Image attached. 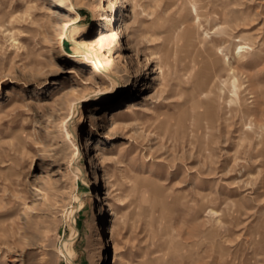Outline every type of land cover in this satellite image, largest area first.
I'll return each instance as SVG.
<instances>
[{"label":"rangeland","instance_id":"obj_1","mask_svg":"<svg viewBox=\"0 0 264 264\" xmlns=\"http://www.w3.org/2000/svg\"><path fill=\"white\" fill-rule=\"evenodd\" d=\"M71 1L0 0V264H101L105 188L116 264H264V0Z\"/></svg>","mask_w":264,"mask_h":264},{"label":"bare ground","instance_id":"obj_2","mask_svg":"<svg viewBox=\"0 0 264 264\" xmlns=\"http://www.w3.org/2000/svg\"><path fill=\"white\" fill-rule=\"evenodd\" d=\"M69 2V4L71 6H74L73 1L71 0H67ZM183 4L185 5L187 0H182ZM185 9V8H184ZM185 17V13L183 12L175 21L174 23V27L176 28V26H178L180 23H183V19ZM175 20V19H174ZM185 24V23H184ZM1 25L3 26V24L1 23ZM186 25V24H185ZM183 27V26H182ZM190 28V27H189ZM8 29V28H7ZM10 30V29H9ZM171 30V28H170ZM181 30V29H180ZM179 30V31H180ZM177 32V31H176ZM182 32V31H181ZM185 32V31H183ZM182 32V33H183ZM174 34V33H173ZM178 36V35H177ZM180 36V35H179ZM182 36V35H181ZM180 36V37H181ZM185 38V42L188 46H193L194 41L191 38L190 32L186 31L183 35ZM173 37V35H172ZM170 35H167V50H166V54L169 55V52H171V43L170 40L172 38ZM166 39V38H165ZM173 40V39H172ZM174 41V40H173ZM173 43V42H172ZM177 45V42H176ZM179 46V45H178ZM186 46V47H188ZM176 47V46H175ZM181 47V46H180ZM175 49V48H174ZM237 51L235 52L236 57H241L242 56V52L244 49H247V46L244 44H240L237 46ZM65 51V50H64ZM175 52V51H174ZM89 52H87L86 54H88ZM214 53V52H213ZM212 53V54H213ZM75 56V55H73ZM88 56V55H86ZM170 56V55H169ZM175 56V55H174ZM218 57V56H217ZM216 59V55L214 57ZM97 61L99 62V60L97 59ZM187 61V60H186ZM215 61V60H214ZM183 62V61H182ZM217 62V61H215ZM97 63V62H96ZM179 63V60H178ZM167 64V63H166ZM229 66L228 70H233V66L231 67L230 63H227ZM183 65V63H182ZM166 67V66H165ZM160 68V72H163V69L161 67V65L159 66ZM68 71H73L74 69L73 67H70L68 69ZM231 77V76H230ZM130 79V78H129ZM129 79H126V81H128ZM230 81V87L228 89V95L226 96V101L227 103H234L236 105V108L239 109L243 115H247L249 114V110L247 108H245L244 106V99H241L239 97L240 92H242V84L239 83L237 81V78L235 76H233L232 78L229 79ZM224 82V81H223ZM227 83V82H226ZM229 83V82H228ZM243 83V82H242ZM196 86L201 87L200 92L204 95L207 94H213V95H223L225 92V86L224 83H218L216 81L215 78H213V76H201L199 79L196 80L195 82ZM109 90L106 91V88L103 90H99V95L100 96H105L108 98H112L115 94H117L118 92H120L122 90V87L120 86V81L116 78L112 77V82H111V86L108 88ZM242 94V93H241ZM98 95V96H99ZM87 99V98H86ZM211 100H214L211 98ZM229 106V105H228ZM133 105L131 102H128L127 104H123V105H118L117 107L111 109L108 112L109 115V122L111 123H115L117 120H119L125 112H130L133 110ZM210 108V107H209ZM208 109V108H207ZM76 110V109H75ZM74 110V111H75ZM208 110H206L207 112ZM236 112V111H235ZM101 113L98 112H94L91 113L92 119H98L101 118L102 115L100 116ZM241 115V114H240ZM245 121V120H244ZM245 126V125H244ZM249 129H251V131L254 132V134L256 136H259V133L257 132V130L255 128H253L252 126L249 127ZM67 135H70V131L67 130L66 131ZM88 145H92L93 144V149L91 151H94L97 153V151L100 148V144L98 143V141H89L88 138L85 139ZM95 157L92 159V163H95ZM94 179L98 182H100V179H102L104 181V185L106 186V174L105 172L98 171V170H94ZM104 197H100L99 199L102 201L101 203V208L103 210V219H102V225L99 228V234H98V240L100 241V247L102 248V252H104V248L107 246L109 247V252L107 253L105 259L104 257L103 262L101 264H116L117 260H118V246L115 243V216L117 214V211L115 209V207H113L109 201V191L107 190V188H105V191L103 192ZM82 202V201H81ZM75 230V229H74ZM73 231V230H72ZM76 231V230H75ZM74 232V231H73ZM72 239H70L71 241ZM70 243V242H69ZM67 244V243H66ZM64 255L67 257L68 262H72V256H73V251L69 246H66V248L64 249Z\"/></svg>","mask_w":264,"mask_h":264}]
</instances>
